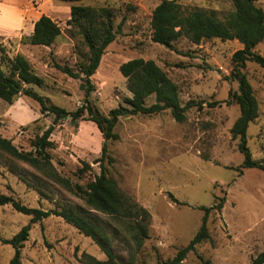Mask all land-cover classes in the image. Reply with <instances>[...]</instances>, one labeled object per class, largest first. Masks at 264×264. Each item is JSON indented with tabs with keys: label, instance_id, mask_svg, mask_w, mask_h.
Here are the masks:
<instances>
[{
	"label": "rangeland",
	"instance_id": "374dc122",
	"mask_svg": "<svg viewBox=\"0 0 264 264\" xmlns=\"http://www.w3.org/2000/svg\"><path fill=\"white\" fill-rule=\"evenodd\" d=\"M162 0H81L80 5L108 7L115 13V26L124 25L116 40L106 49L101 64L92 77L95 91L89 102L102 114L110 112L132 97L127 80L120 72L122 64L137 58L154 61L177 84L183 105L195 101L198 105L187 111V120L178 123L169 110L157 115L121 118L115 132L118 141L109 143L115 159L110 175L121 191L132 197L152 215L150 238L140 249L134 244L126 227L113 218L101 215L103 225L113 237L117 252L124 258L135 256V264H158L173 259L188 246L202 225L201 206L211 207L218 198H225L223 210L212 212L208 221L211 239L188 254L184 264H200L202 257L213 264H252L264 251V172L239 168L245 156L238 150L231 129L240 116V108L230 92L238 84L228 80L234 53L242 49L237 41L205 40L197 45L186 38L174 43L172 49L152 41V15ZM187 10H213L224 19L234 10L231 0H176ZM30 10L24 24L4 27L0 20L1 57L24 55L34 72L44 80L42 87L30 86L49 99L50 103L74 112L85 103L81 80L62 73L56 65L76 68L82 59L77 48L81 41L74 36L68 21L72 3L62 0H26ZM264 9V1L259 3ZM42 15L49 16L61 27L62 34L51 47L34 46L26 42L33 34V24ZM82 50V51H81ZM256 52L264 57V41ZM245 73L259 102V117L247 132L248 147L253 158L264 163V68L248 62ZM155 103V97L147 105ZM55 116L41 114L40 105L21 95L10 105L0 101V135L12 140L20 150L30 152L37 135L54 123ZM78 123L65 119L55 126L50 150L58 173L85 185L100 174L103 136L95 123ZM92 171L84 178L76 175L83 163ZM26 170L32 185L13 170ZM40 174L26 164L14 162L0 152V195L12 197L29 208L51 210L67 205L85 206L66 188L40 179ZM173 195L181 204L175 203ZM31 217L17 212L11 205L0 207V264H9L15 249L3 243L11 239ZM29 240L22 249L23 264H84L82 254L98 260L106 256L91 238L80 234L63 219L49 217L32 224Z\"/></svg>",
	"mask_w": 264,
	"mask_h": 264
},
{
	"label": "trees",
	"instance_id": "16d2710c",
	"mask_svg": "<svg viewBox=\"0 0 264 264\" xmlns=\"http://www.w3.org/2000/svg\"><path fill=\"white\" fill-rule=\"evenodd\" d=\"M62 1L72 3L68 25L74 29V36L78 35L81 38L76 45L77 48L85 47L87 51L78 53L82 60L78 62L76 68L59 64L56 67L72 79L81 80L80 88L85 92V103L74 112L51 104L49 99L30 88L32 85L38 87L44 85V80L36 75L30 61L22 54H17L13 58L3 55L1 57L3 67L0 68V101L12 105L19 96L26 95L40 105L42 115L52 114L55 118L52 126L36 136L32 151L20 150L12 140L0 135V152L14 162L26 164L34 169L45 182L51 181L66 188L81 199L85 206L67 205L63 208L44 210L29 208L12 197L0 195V207L11 205L17 212L31 217L30 224L24 226L11 239L3 240V243L15 249L9 264H23L22 249L30 238L32 224L54 216L63 219L85 237L91 238L106 256V260L101 261L88 253H83L84 264H135L136 258L133 254L124 258L117 252L113 237L114 235L118 237V234L110 233L100 219L101 215H105L126 227L137 249L142 248L150 238L151 213L132 197L124 194L109 172L110 167L115 164L109 143L120 139L115 127L121 118L152 116L167 110L176 122L184 123L187 120V111L198 104L189 101L183 105L178 86L167 73L154 61L137 58L120 67L132 97L126 98L124 104L112 110L109 115L102 114L88 100L95 91L92 77L96 74L106 49L122 30L124 20L116 28V16L112 9L80 5L78 2L81 0ZM231 1L234 10L222 19L213 10L200 8L187 10L176 0H162L152 15V41L169 49H172L174 43L181 38H186L197 45L211 39L237 40L243 46L234 53L231 75L227 77L238 84L237 92H230V98L234 99L240 108V116L234 123L231 133L234 140H239L238 150L245 156L239 172L245 168H255L264 172V163L256 161L248 147L247 132L250 124L258 119L260 106L245 73L248 62L264 68V57L256 52L258 45L264 41V9L259 6L264 0ZM61 34L59 24L49 16L43 15L35 23L33 34L25 41L34 46L51 47ZM152 96L155 97V103L147 105V100ZM68 118L75 124L88 118L86 120L96 124L104 139L101 157L95 161L100 174L95 175L85 185L73 183L62 177L52 163L50 150L55 144L51 141V135L55 126ZM13 170L29 185L33 184L25 169L14 165ZM91 171L92 166L84 162L76 175L84 178ZM171 198L175 203L181 204L173 195ZM225 203L226 199L223 197L218 198L211 207L201 206L200 210L204 212L202 225L192 241L179 250L173 259L160 261L158 264H184L189 253L196 252L197 246L211 239L208 227L210 215L212 212L220 213ZM200 260V264H213L202 257ZM252 264H264V251L253 259Z\"/></svg>",
	"mask_w": 264,
	"mask_h": 264
},
{
	"label": "crops",
	"instance_id": "0c3cea01",
	"mask_svg": "<svg viewBox=\"0 0 264 264\" xmlns=\"http://www.w3.org/2000/svg\"><path fill=\"white\" fill-rule=\"evenodd\" d=\"M25 2L26 0H0V20H4L1 23L4 26L2 28L9 29L19 25H26L25 16H27L30 6L29 4L26 5ZM39 19L33 24V32L35 23Z\"/></svg>",
	"mask_w": 264,
	"mask_h": 264
}]
</instances>
